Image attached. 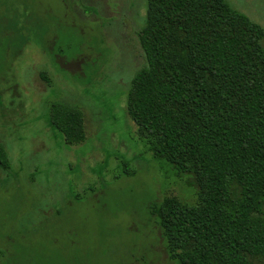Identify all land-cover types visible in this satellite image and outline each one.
<instances>
[{
  "label": "rangeland",
  "instance_id": "obj_1",
  "mask_svg": "<svg viewBox=\"0 0 264 264\" xmlns=\"http://www.w3.org/2000/svg\"><path fill=\"white\" fill-rule=\"evenodd\" d=\"M226 1L264 30V0ZM33 10L45 49L15 50L13 29L0 28V146L10 163L0 169V264H173L148 208L168 195L194 204L192 180L145 155L125 109L145 62L146 0H35ZM52 102L82 112L83 145L52 128Z\"/></svg>",
  "mask_w": 264,
  "mask_h": 264
},
{
  "label": "trees",
  "instance_id": "obj_2",
  "mask_svg": "<svg viewBox=\"0 0 264 264\" xmlns=\"http://www.w3.org/2000/svg\"><path fill=\"white\" fill-rule=\"evenodd\" d=\"M34 3L0 0L15 50L30 41L45 49ZM263 39L226 0H146L145 62L125 109L145 155L192 180L194 204L168 195L148 208L173 264H264ZM48 116L65 145L86 142L79 109L52 102ZM0 169H10L1 146Z\"/></svg>",
  "mask_w": 264,
  "mask_h": 264
}]
</instances>
